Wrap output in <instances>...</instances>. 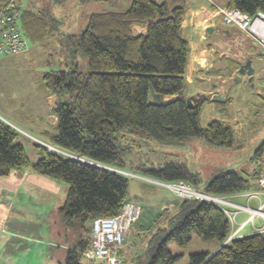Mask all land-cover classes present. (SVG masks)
I'll return each instance as SVG.
<instances>
[{"label": "trees", "instance_id": "obj_1", "mask_svg": "<svg viewBox=\"0 0 264 264\" xmlns=\"http://www.w3.org/2000/svg\"><path fill=\"white\" fill-rule=\"evenodd\" d=\"M89 1L80 0L82 4ZM226 6L253 15L264 10V0H227ZM187 7L185 0H132L126 11L93 13L82 32L63 37L73 61L45 72L43 79L56 96L52 110L57 129L46 135L67 153L42 145V156L31 161L17 141V128L0 119V177L31 169L67 184L64 203L52 213L53 234L66 246L61 264H83L82 252L92 243L88 221L116 215L131 200L129 175L89 161L159 181L184 180L196 187L199 172L184 162L135 166L130 158L134 146L142 140L168 142L192 136H202L217 146L236 143L230 123L213 119L202 125L205 98L193 107L187 103L189 45L182 26ZM45 8H19L21 31L28 43L38 48L48 45L59 22L54 12ZM134 26L144 27L145 32L136 34ZM80 51L88 60L86 70L74 60ZM235 63L229 66L234 68ZM151 90L155 102L149 100ZM260 150L264 151V143ZM259 176L253 174L252 179L257 181ZM258 188L243 173L230 170L215 175L199 190L227 195ZM173 199L176 207L160 212L165 223L151 234L136 264H173L178 255L169 243L186 246L193 234L215 238L219 244L214 252L191 254L190 264H264V230L228 240L232 223L219 204L200 198Z\"/></svg>", "mask_w": 264, "mask_h": 264}, {"label": "rangeland", "instance_id": "obj_2", "mask_svg": "<svg viewBox=\"0 0 264 264\" xmlns=\"http://www.w3.org/2000/svg\"><path fill=\"white\" fill-rule=\"evenodd\" d=\"M26 1L17 0V6L23 10L26 7L35 8L38 3L42 2L44 3L43 8L46 7L45 9L48 8L53 11L59 19V22L55 25L53 37L48 39V45L38 48L29 42L26 52L4 55L0 58V119H5L18 128L19 136L17 141L24 145L25 151L31 161L36 162L42 156L43 146H45L39 140L50 143L51 146L54 145L44 131H54L57 129L56 125H52L54 113L51 106L52 101L55 103L56 97L46 88L43 75L45 72L61 69L72 63L73 59L67 54L63 37L66 34L82 32L89 21V15L85 16L84 10H87V5L80 3V0ZM222 1L221 3H226V0ZM131 2L132 0L101 1L95 3L94 7H97V12L126 11L130 7ZM5 3L6 0H0V6ZM87 11L90 12L89 10ZM198 20L202 19L199 18ZM240 31L236 30L234 37L239 40L244 39L252 45L254 43L252 39ZM255 46L254 48L257 49L256 56L252 63L255 71L257 70L254 73L255 77L250 81L247 79L249 77L245 76L246 78L242 81V86L245 89L239 90L238 96L236 97L238 106L235 109L233 105L230 106L233 113L229 118V121H231L229 123L232 125L233 122L237 123L241 137V139L239 138V142L237 143L236 141L232 146V149L209 143L202 136L183 137L168 142L148 139L138 141V145L134 146V152L130 155L133 164L135 166L149 168L163 166L168 161L184 162L192 170L199 172L200 180L198 184H195L197 189H203L212 177L223 171L237 170L241 173H249L252 171L251 169L256 161V154L259 155L258 157L264 158V151L260 150L261 145L264 143V50ZM221 52H223L222 60H225L228 58L227 55H232L234 52H237V49L231 48L227 50L223 48ZM247 57L248 55L246 53L242 54L241 62H245ZM74 60L78 62L81 70L87 69L88 60L82 51L76 55ZM234 68L237 67L234 65ZM238 74L242 77L244 73L238 72ZM232 81V78H229L228 82H226L227 85L223 89H226ZM252 82H254V86H251ZM198 85L200 86L201 84L198 83ZM189 90L187 89L186 92ZM149 100L151 102L157 101L156 95L152 90L150 91ZM207 104L208 101L205 100L206 106L201 115L203 126H206L210 122L207 123L209 118L206 112L209 110V112L213 113L212 107ZM214 112L221 114L220 110H214ZM130 140L132 141V139ZM45 147L55 150L49 146ZM17 171L19 170L13 172ZM125 171L132 172L127 169ZM138 175L153 179L146 175ZM129 176V197L136 199L131 200L138 202L142 205L143 209L140 212L138 221L127 232L121 249V255L127 264H136L137 257L142 254L151 234L165 223V217L160 216V212L166 208L174 209L176 206L173 198L176 199L178 196L160 183L138 176ZM4 178L6 179L8 177L5 176ZM14 178L10 177L6 179V184L13 183ZM1 180L3 178L0 177V182H2ZM33 184L34 182L32 181L26 182L25 186L20 190L22 194H25H21V199L24 196L32 195V189L27 186ZM62 184L66 187V191L58 190V194L65 195L64 197L66 198L67 184L64 182ZM41 192L42 194L48 193L50 190L46 188ZM29 198V204L32 207L39 209L40 206L42 209H47V207L49 209L50 196L43 198V202L42 200L35 202L34 198ZM0 202L2 204V198H0ZM10 207L12 205L1 208L0 215L7 214L6 216L10 217L11 220H16L18 216L24 218L23 222H15L13 224L19 231H21L22 226L26 225L27 227L30 225L26 221L27 216H24V212H28L25 210V206L22 207L24 208L22 211L23 214L19 213L15 207H12L11 211H9ZM87 224L89 228H92V222L90 220ZM48 230L47 223L42 221L40 225L35 227L36 237L43 239L40 234L43 232L47 233ZM2 236L3 234H0V238ZM36 240L33 244L29 243L30 245L28 246L31 249L29 259L34 264L40 262L34 253L35 246L38 245ZM44 241L49 243L47 238ZM16 242L17 240L15 244ZM23 242L21 241V243ZM61 242V239H58L57 245L61 246L63 244ZM218 244L219 241L217 239L204 238L198 234H193L186 246H179L175 242H170V249L175 255H178V258L173 264H190L191 254L212 252ZM8 246L11 247L10 245ZM28 247L23 244V249H18L17 252L24 254ZM58 248V246H55L50 249L51 254L49 256L53 257V264H61V261L57 260L56 256H53L58 252ZM22 256L21 258L24 259L28 257L26 255ZM83 264H89L88 260L84 258Z\"/></svg>", "mask_w": 264, "mask_h": 264}, {"label": "crops", "instance_id": "obj_3", "mask_svg": "<svg viewBox=\"0 0 264 264\" xmlns=\"http://www.w3.org/2000/svg\"><path fill=\"white\" fill-rule=\"evenodd\" d=\"M31 1L34 2L35 0ZM101 1L110 2L111 0H90L89 2L83 4L87 5L86 9L90 11L88 12L87 10H84L85 16L89 15L90 18L93 13L97 12V7H94L95 3ZM26 2H28V0ZM185 2L188 4V7L185 12V17L183 19L182 26L183 36L187 40L189 45L186 77L188 80L187 89L190 90L187 92V96L195 95L201 97L200 95L202 94L208 95L205 97V99L208 101L207 105L212 107L213 113L209 112V110L206 112L209 118L207 120V123L213 119H219L229 123L231 122L229 121V118L230 116H232L231 114L233 113V110L230 106L233 105L234 109L237 108L238 102L236 97L238 96V91L241 89H245L242 86V81L246 78L245 76H248L246 73H244L245 75L243 74L242 77L238 74V72H240L239 67L242 60L241 56L242 54L246 53L248 55L247 58H251L253 63L257 50L256 48H254V46H259L253 40L252 41L254 43L252 42L253 44L251 45L244 39L239 40L234 37L235 31H240V29L236 26L225 25L222 22V18L219 16L217 10L214 7L217 4L226 5V3H221L223 2L222 0H185ZM42 6H44V3H38L35 6V9H40ZM199 18L202 20H198ZM209 26H215V29L212 32H209L206 29ZM133 28L136 34L145 32L144 27L134 26ZM223 48H226L227 50H230L231 48L237 49V52H234L230 56L227 55L228 58L222 60L223 52H221V50ZM234 62H236L235 66L237 68L229 66L232 65ZM255 72H257V70ZM229 78H232V83L229 84L226 89H223L224 86L227 85L226 82H228ZM247 79L249 80V78ZM198 83H200L201 85L199 86ZM251 86H254V82H252ZM218 94L224 95L225 99L216 100L215 96H218ZM226 99H230L231 101L226 104ZM196 103H198V101ZM54 104L55 103H53L52 101V109L54 107ZM205 106L206 105L204 102L203 111L205 109ZM214 110H220L221 114L215 113ZM52 121V125H56L55 115L54 120ZM11 125L15 127L13 124ZM232 126L235 130L236 141L238 143L241 137L238 131L237 123L233 122ZM47 131L48 130H45L44 133H46ZM225 148L232 149V146ZM255 160V164L251 169L252 171H250L249 173H243V175L250 178L255 184L258 185L256 179H252V175L258 174L259 176L261 173H263L264 158L255 157ZM7 177L8 178L6 179H9L10 177L15 178L13 183L6 184V179L4 177H1L3 178V180H1L2 182H0V198L3 199V202L2 204L0 202V209L12 205V207H15L19 213L23 214L22 211L24 208L22 207L25 206V210H27L28 212H24V216H27L26 221L29 222L30 225H28L27 227L26 225L22 226L21 231H19L15 226H13V224L15 222H23L24 218L18 216L16 217V220H11L10 217L6 216L7 214L0 215V234H3L2 238H0V262H2L3 264H34L29 259L31 249H29L30 247L28 246L30 245L29 243L33 244L36 239V243L38 245L35 246L34 253L40 261L37 264H53L54 259L52 256L49 255L51 254V247L55 246H58L59 248L56 255L53 256H56L57 260L63 261L66 246H64L63 244L61 246L57 245L58 238H56L53 234L54 224L52 219V213L55 208L61 206L64 203L66 199L64 197L65 195H59L58 190H65L66 187L62 184L61 181L47 177L45 175H41L32 171L31 169H22L17 172H11L9 175H7ZM29 181L34 182L33 185L27 186L32 189V195L24 196V198L21 199L20 196L22 193L20 192V190L22 189V187L25 186L26 182ZM46 188H48L50 192L42 194L41 191ZM256 192L258 193L257 196L252 197L248 196V192L232 193L224 196H226L231 202L249 205L253 208H257L264 204V190H262L259 186ZM49 196V209L48 207L47 209H42L40 208V206L39 209H36L29 204V197L34 198L35 202H38L39 200H42L43 202V198ZM12 207H10L9 211H11ZM233 210L236 209L233 208ZM33 220H35V222H33ZM235 220L236 222L232 224V230L236 229L241 223L248 221L240 230L239 236L249 235L264 229L263 217L256 215L251 218V214L244 210L236 211ZM42 221H45L47 223L49 229L47 233L43 232L40 234L43 239L41 237H36L37 235L35 233V227L37 225H40ZM45 238L49 240V243H47V241H44ZM16 240L17 242L15 244ZM21 241L24 242L21 243ZM10 242H12V244H10ZM23 244L28 247L24 254H22L21 252H17L18 249H23ZM8 245H10L11 247H9ZM22 255H26L28 257L24 259L21 258Z\"/></svg>", "mask_w": 264, "mask_h": 264}, {"label": "built area", "instance_id": "obj_4", "mask_svg": "<svg viewBox=\"0 0 264 264\" xmlns=\"http://www.w3.org/2000/svg\"><path fill=\"white\" fill-rule=\"evenodd\" d=\"M222 22L225 25L236 26L248 35L260 48L264 50V10H259L251 15L226 5L214 6ZM21 11L16 0H11L7 5L0 7V58L4 55L16 54L28 47V40L23 35L19 25ZM44 142L42 140H39ZM47 144V142H45ZM50 144V143H49ZM48 145V144H47ZM52 149H59L49 145ZM119 172L138 176L160 183L169 188L176 196L182 199L200 198L213 201L225 209L230 217L231 223H235L237 210H244L251 214V218L258 215L264 218V204L257 208L231 202L224 195H212L197 189L193 184L179 180L176 182H165L156 179L142 177L133 172L119 169ZM257 183L264 190V171L257 179ZM249 197L257 196L256 191L247 193ZM236 209V210H233ZM143 207L138 202L128 200L123 204L121 211L113 216H99L92 222V243L82 255L90 264H127L121 255V249L127 236L128 230L138 220ZM248 221L241 223L232 230L229 238L239 237L240 230ZM264 230V229H262ZM260 230V231H262Z\"/></svg>", "mask_w": 264, "mask_h": 264}, {"label": "water", "instance_id": "obj_5", "mask_svg": "<svg viewBox=\"0 0 264 264\" xmlns=\"http://www.w3.org/2000/svg\"><path fill=\"white\" fill-rule=\"evenodd\" d=\"M207 29V31H209V32H212L214 29H215V26H209L208 28H206ZM227 31V30H226ZM239 71L241 72V73H246L248 76H249V80L251 81L252 79H253V77H254V73H255V68H254V66H253V64H252V59L251 58H247V60L245 61V62H241L240 63V67H239ZM202 98H205V94H202V95H200ZM201 97H198V96H195V95H191V96H187V98H186V100H187V103H188V105L189 106H191V107H193V106H195L196 105V102L199 100V98H201ZM216 100H224L225 99V97H224V95H222V94H218V96H216V98H215ZM4 121H6L5 119H3ZM7 122V121H6ZM9 123V122H8ZM11 125V124H10ZM18 129V128H17ZM44 143V144H43ZM42 144L43 145H45V146H49L50 144L49 143H45V142H43ZM57 151H61V152H63V153H67V152H65V151H63V150H60V149H56ZM71 155V154H70ZM77 157V156H76ZM79 158V157H78ZM84 160H86V159H84ZM86 161H88V160H86ZM89 162H91V163H93V164H95V165H99V166H104V167H108V168H111V169H114V170H116V171H119L117 168H115V167H111V166H108V165H105V164H101V163H97V162H92V161H89ZM224 245V244H223Z\"/></svg>", "mask_w": 264, "mask_h": 264}, {"label": "bare ground", "instance_id": "obj_6", "mask_svg": "<svg viewBox=\"0 0 264 264\" xmlns=\"http://www.w3.org/2000/svg\"><path fill=\"white\" fill-rule=\"evenodd\" d=\"M50 146H51V144H50ZM52 147V146H51ZM53 148V147H52ZM61 150V149H60Z\"/></svg>", "mask_w": 264, "mask_h": 264}]
</instances>
